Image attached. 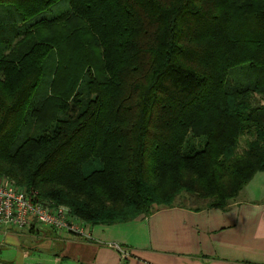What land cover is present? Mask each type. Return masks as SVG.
<instances>
[{
    "label": "trees",
    "instance_id": "trees-1",
    "mask_svg": "<svg viewBox=\"0 0 264 264\" xmlns=\"http://www.w3.org/2000/svg\"><path fill=\"white\" fill-rule=\"evenodd\" d=\"M59 1L0 0V179L108 227L264 174V0Z\"/></svg>",
    "mask_w": 264,
    "mask_h": 264
},
{
    "label": "crops",
    "instance_id": "crops-1",
    "mask_svg": "<svg viewBox=\"0 0 264 264\" xmlns=\"http://www.w3.org/2000/svg\"><path fill=\"white\" fill-rule=\"evenodd\" d=\"M85 229L89 239L0 227V264H264V190L225 210L175 206Z\"/></svg>",
    "mask_w": 264,
    "mask_h": 264
},
{
    "label": "built area",
    "instance_id": "built-area-1",
    "mask_svg": "<svg viewBox=\"0 0 264 264\" xmlns=\"http://www.w3.org/2000/svg\"><path fill=\"white\" fill-rule=\"evenodd\" d=\"M28 196L12 182L0 179V227L25 230L34 225L63 231L75 237L89 239L85 225L73 218L66 207L49 208Z\"/></svg>",
    "mask_w": 264,
    "mask_h": 264
},
{
    "label": "rangeland",
    "instance_id": "rangeland-1",
    "mask_svg": "<svg viewBox=\"0 0 264 264\" xmlns=\"http://www.w3.org/2000/svg\"><path fill=\"white\" fill-rule=\"evenodd\" d=\"M264 8V7H263ZM70 10L69 7V0H60L58 3H56L52 9L50 11H47L39 16L36 17L35 21H39L41 19H47V20H51V19H55L59 16H61L64 13H67ZM54 66V58L53 56H50V58L46 61L45 65H44V76H43V81L44 83L47 82V80L50 77L52 68ZM196 144H198V142H196ZM255 179L252 182H250L247 186L248 188L246 189V187L240 192V194L238 195V197L231 201L229 206H232L234 204L237 203V201L243 196V192H248L251 191L253 192L255 195L260 194L263 190H264V174L263 173H258L255 176ZM263 183V184H262ZM175 185V183H171L168 184L167 182H163L161 183L160 187L158 188L157 191V197L155 198L156 200H158V203L161 202H170L171 198L170 197H174V199L171 201V204L174 206H185V207H189V208H195V207H203L204 206V202L208 203L205 199V197L199 193V190H195L196 193H194L192 196H189L188 194H182L180 195V197H177L175 194V191L173 188H171L170 186ZM152 187L155 188V184L150 185ZM161 206H165V204L163 203ZM160 206L154 205L153 206V210L159 208Z\"/></svg>",
    "mask_w": 264,
    "mask_h": 264
}]
</instances>
